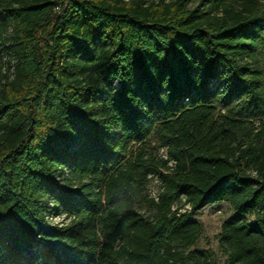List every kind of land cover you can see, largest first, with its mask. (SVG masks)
Segmentation results:
<instances>
[{
	"label": "trees",
	"instance_id": "trees-1",
	"mask_svg": "<svg viewBox=\"0 0 264 264\" xmlns=\"http://www.w3.org/2000/svg\"><path fill=\"white\" fill-rule=\"evenodd\" d=\"M0 264H264V0H0Z\"/></svg>",
	"mask_w": 264,
	"mask_h": 264
},
{
	"label": "rangeland",
	"instance_id": "rangeland-1",
	"mask_svg": "<svg viewBox=\"0 0 264 264\" xmlns=\"http://www.w3.org/2000/svg\"><path fill=\"white\" fill-rule=\"evenodd\" d=\"M159 190V184L156 180L152 181L147 186V193L150 197H155ZM136 208L140 213H146L147 209L136 204ZM185 210L187 207L184 208ZM231 215V210L227 204H218L213 207H207L201 212H199L194 219L199 221L203 227V236L197 244L198 249H212L217 250V244L215 241V235L219 232L222 222ZM53 223L63 222L62 218H52L50 219Z\"/></svg>",
	"mask_w": 264,
	"mask_h": 264
}]
</instances>
